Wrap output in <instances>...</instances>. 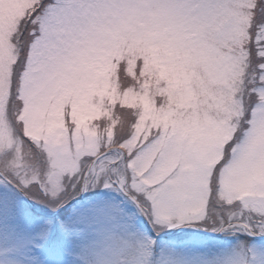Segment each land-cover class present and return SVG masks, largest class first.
I'll list each match as a JSON object with an SVG mask.
<instances>
[{"label": "snow or ice", "instance_id": "6c2138e0", "mask_svg": "<svg viewBox=\"0 0 264 264\" xmlns=\"http://www.w3.org/2000/svg\"><path fill=\"white\" fill-rule=\"evenodd\" d=\"M0 264H264V0H0Z\"/></svg>", "mask_w": 264, "mask_h": 264}]
</instances>
